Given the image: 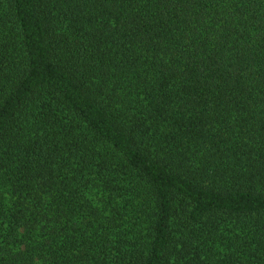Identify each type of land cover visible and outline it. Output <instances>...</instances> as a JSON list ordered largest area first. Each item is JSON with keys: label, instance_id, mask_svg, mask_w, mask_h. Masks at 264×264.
Segmentation results:
<instances>
[{"label": "trees", "instance_id": "obj_1", "mask_svg": "<svg viewBox=\"0 0 264 264\" xmlns=\"http://www.w3.org/2000/svg\"><path fill=\"white\" fill-rule=\"evenodd\" d=\"M0 264H264V0H0Z\"/></svg>", "mask_w": 264, "mask_h": 264}]
</instances>
